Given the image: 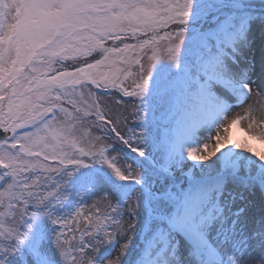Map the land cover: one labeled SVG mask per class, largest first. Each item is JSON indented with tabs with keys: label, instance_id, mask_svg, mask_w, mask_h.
<instances>
[{
	"label": "snow or ice",
	"instance_id": "6c2138e0",
	"mask_svg": "<svg viewBox=\"0 0 264 264\" xmlns=\"http://www.w3.org/2000/svg\"><path fill=\"white\" fill-rule=\"evenodd\" d=\"M0 264H264V0H0Z\"/></svg>",
	"mask_w": 264,
	"mask_h": 264
},
{
	"label": "rangeland",
	"instance_id": "374dc122",
	"mask_svg": "<svg viewBox=\"0 0 264 264\" xmlns=\"http://www.w3.org/2000/svg\"><path fill=\"white\" fill-rule=\"evenodd\" d=\"M254 40H255V48H254V54L256 55L257 59L259 58V50L261 47V32L259 29H256L254 31ZM259 194H252L250 197V203H255V204H259Z\"/></svg>",
	"mask_w": 264,
	"mask_h": 264
}]
</instances>
